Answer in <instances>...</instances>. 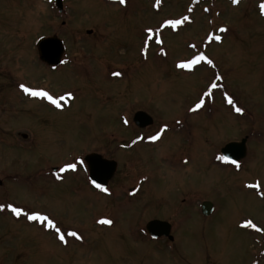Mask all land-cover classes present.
Segmentation results:
<instances>
[{
	"label": "rangeland",
	"instance_id": "obj_1",
	"mask_svg": "<svg viewBox=\"0 0 264 264\" xmlns=\"http://www.w3.org/2000/svg\"><path fill=\"white\" fill-rule=\"evenodd\" d=\"M63 2L0 0V264H264V0ZM56 34L65 62L52 70L37 41ZM201 53L212 64L178 66ZM138 110L149 132L171 128L125 150ZM245 135L231 168L221 149ZM92 152L119 163L107 192L89 181ZM154 218L172 221L173 242L147 236Z\"/></svg>",
	"mask_w": 264,
	"mask_h": 264
},
{
	"label": "water",
	"instance_id": "obj_2",
	"mask_svg": "<svg viewBox=\"0 0 264 264\" xmlns=\"http://www.w3.org/2000/svg\"><path fill=\"white\" fill-rule=\"evenodd\" d=\"M55 1L59 11H63V0ZM37 46L39 58L42 62L52 66H57L62 62L65 46L63 40L58 35L42 38L39 40ZM134 121L139 127H146L153 123V118L145 111H138L134 115ZM26 136L24 135V137ZM246 141L247 138H244L241 141L227 143L222 148V154L234 161L242 160L247 152ZM84 159L88 165L89 177L92 182L95 181L96 184L102 186L101 188H107L117 171L118 162L107 159L98 153L87 154ZM212 210L213 204L211 202L205 201L202 204V212L205 215H210ZM171 228V224L168 221L161 219H152L146 224V231L154 238L166 236L170 240H173L174 236L171 234Z\"/></svg>",
	"mask_w": 264,
	"mask_h": 264
},
{
	"label": "snow or ice",
	"instance_id": "obj_3",
	"mask_svg": "<svg viewBox=\"0 0 264 264\" xmlns=\"http://www.w3.org/2000/svg\"><path fill=\"white\" fill-rule=\"evenodd\" d=\"M120 2H121V3H125L126 0H120ZM232 2H233V3H237L238 0H232ZM260 8H261V11L264 12V3H262V4L260 5ZM185 19H187V17H185ZM164 23H165V24H168V25H171V26H173V27H175V26H177V25L183 23V21H182V20H167V21H165ZM148 32L151 33V32H152V29H148ZM215 39H220V37H215ZM201 61H206L207 63L212 64V61H211L210 59H208L204 54L201 53V54H199V55L193 57L191 60H188V61H186V62H181L178 66H179V67H182V68H192L193 65H195V64H197V63H199V62H201ZM20 87H21L26 93H28V94H30V95H32V96L47 98L51 103H53V104L59 106V101L56 100L55 98H53V96H51V95H50L48 92H46V91H37V90H33V89H31V88L26 87L25 85H20ZM211 87L214 88V87H216V85H215V84H212ZM228 102H229L230 104L232 103V99H231V97H229ZM202 104H203V101L201 100L199 103H197V104L195 105V107L198 109V108L201 107ZM235 111H237V112H242L243 109H242V108H239V107H236V108H235ZM150 139L155 140V139H157V136H152V137H150ZM219 159H222V160H228L227 157H219ZM232 163H236V161H232ZM237 166H239V165H237ZM66 168H68V169H73V170H74V169L76 168V165H75V164H68V165H66ZM93 184H94L97 188L102 187L101 185L96 184L95 181H93ZM255 187H259V184L255 185ZM103 191L107 192L108 189H107V188H103ZM3 207H4V205H0V208H3ZM8 207L11 208V211H12L13 213H15L17 216L21 215V213H22V211H23L21 208L14 207V206H12V205H8ZM27 219H29V220H33V221H37V220H38V221H41V222H46V226L49 227V228H54L55 231H56V233L59 234V239H60L61 241H64V239H65L64 234L61 233L60 229H59L58 227H56L55 223H54L51 219H49L47 216H43V215H41V214H39V213H32V214H30V215L27 216ZM101 222H102V223H107V224H111V223H112L111 220H107V219H104V220H102ZM247 224H248L249 227H253V228L256 227V225L253 224L251 221H248ZM69 235L76 236L77 234H76L75 232H73V233H69Z\"/></svg>",
	"mask_w": 264,
	"mask_h": 264
},
{
	"label": "flooded vegetation",
	"instance_id": "obj_4",
	"mask_svg": "<svg viewBox=\"0 0 264 264\" xmlns=\"http://www.w3.org/2000/svg\"><path fill=\"white\" fill-rule=\"evenodd\" d=\"M60 66H62V65H60ZM50 69H57L58 67H50V66H48ZM43 91H46L47 92V89H45V88H43L42 89ZM47 99V98H46ZM202 100V99H201ZM200 100V101H201ZM203 101V100H202ZM47 103L48 104H52L48 99H47ZM52 107V106H51ZM235 108H236V106L235 107H233L232 108V110H231V113L233 114V116L234 117H236L240 112H237V111H235ZM202 109V111H203V109H204V106L203 105H201V107L199 108V110L198 111H200ZM139 111V110H138ZM137 112V111H136ZM135 112V113H136ZM147 112V111H146ZM195 112H197V110L195 111ZM135 113L133 114V117H132V119H133V123H134V125H135V128H137L138 129V132L134 135V137H132L131 139H130V141H129V143H127L128 145H124V146H121V147H124V149L125 150H131L132 149V147H134L133 145H136V144H138V143H143V144H145V145H156L157 143H159L161 140H163V138H164V136H165V134L167 133V130H169V128H171L170 127V125L169 124H165L164 126H161V127H157L154 131H152V132H149V130H150V128H152L153 127V125H154V123H155V121H154V118L152 117V115H151V117L153 118V123L151 124V125H148V126H146V127H139L138 125H136V123H135V121H134V115H135ZM148 113V112H147ZM150 114V113H149ZM180 122V120L178 119V120H176V122L174 123V124H177V123H179ZM174 124H172V125H174ZM184 124H185V122H184ZM184 128L186 129V130H189V128H190V126H189V124H187V125H185L184 126ZM136 129V130H137ZM152 136H157V139H155V140H153V139H150V137H152ZM244 138H247V141H246V147H247V152H246V156L244 157V159L243 160H241V161H236V163H232V160H230V159H228V160H226L230 165V167L232 168V167H234V166H237V165H239V164H241V162H243L246 158H247V156H248V154H249V147H248V141H249V135H245L244 137H242V138H240V139H238V140H235V139H232V140H229V141H227V143L228 142H232V141H241V140H243ZM226 143V142H225ZM226 143V144H227ZM142 144V145H143ZM225 146V145H224ZM92 153H98V154H101V155H103L105 158H107V159H111V160H115V159H112V158H109V157H107L105 154H103V153H99V152H92ZM158 152H156V155L157 156H161V155H159V153L157 154ZM160 154H161V152H160ZM221 154V156L222 157H225V156H223V154L222 153H220ZM162 157V156H161ZM118 162V161H117ZM68 165V164H67ZM63 167L64 168H66V164L65 165H63ZM118 168H119V163H118ZM68 169V168H67ZM54 171H56V170H54ZM116 173H117V171H116ZM115 173V174H116ZM55 174V173H54ZM57 179H58V177H57ZM5 180L0 176V187H4L5 186ZM109 186H110V182H109ZM252 187V186H251ZM257 193H260L258 190H257ZM259 196H261V193L260 194H258ZM154 219H157V218H154ZM161 220H166V221H168L169 223H171L172 221L171 220H167V219H161ZM171 226H172V230L174 229V227H173V224L171 223ZM147 236H149L148 234H147ZM150 237V236H149ZM158 239H164V240H166V237H161V238H158ZM168 239V238H167ZM170 242H173L174 241V239L173 240H169Z\"/></svg>",
	"mask_w": 264,
	"mask_h": 264
},
{
	"label": "bare ground",
	"instance_id": "obj_5",
	"mask_svg": "<svg viewBox=\"0 0 264 264\" xmlns=\"http://www.w3.org/2000/svg\"><path fill=\"white\" fill-rule=\"evenodd\" d=\"M58 69V68H57Z\"/></svg>",
	"mask_w": 264,
	"mask_h": 264
}]
</instances>
